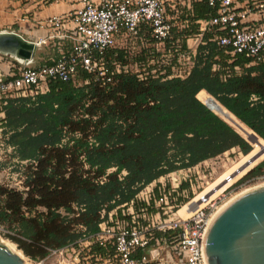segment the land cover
<instances>
[{
	"label": "trees",
	"instance_id": "16d2710c",
	"mask_svg": "<svg viewBox=\"0 0 264 264\" xmlns=\"http://www.w3.org/2000/svg\"><path fill=\"white\" fill-rule=\"evenodd\" d=\"M48 46L40 65L54 64L69 48ZM229 58L207 41L185 78L143 81L120 73L103 83L79 69L77 80L52 79L45 92L7 98L0 127L27 163L24 189L0 182L5 235L30 258L44 259L97 233L103 209L129 201L161 175L234 147L249 153V141L199 97L209 93L264 139V61L251 63L241 53ZM263 168L264 160L241 181Z\"/></svg>",
	"mask_w": 264,
	"mask_h": 264
},
{
	"label": "built area",
	"instance_id": "2783aa9c",
	"mask_svg": "<svg viewBox=\"0 0 264 264\" xmlns=\"http://www.w3.org/2000/svg\"><path fill=\"white\" fill-rule=\"evenodd\" d=\"M34 1L45 6L56 0ZM198 1L80 0V7L44 20L47 34L33 41L67 42L68 50L54 64H14L0 74V106L9 97L47 91L52 79L77 80L79 69L103 83L113 82L120 73L143 81L185 78L195 65L199 46L207 41L224 48L229 62L236 53L251 58V63L264 61V0L252 2L260 14L256 22L248 20L250 9H236L237 0H207L215 14L198 24L196 32L192 30L196 24L173 22L177 7L192 9ZM206 32H210L207 38ZM220 68L214 64V69ZM227 75L228 71L222 77ZM207 177L196 165L171 171L146 184L129 201L103 209L97 233L73 245L84 242L85 254L82 259L77 254L72 264H207L205 231L227 199L224 191L238 182L211 200L203 197L205 204L200 206L198 195L204 182L209 183ZM183 207H191V214H179Z\"/></svg>",
	"mask_w": 264,
	"mask_h": 264
},
{
	"label": "water",
	"instance_id": "95a60500",
	"mask_svg": "<svg viewBox=\"0 0 264 264\" xmlns=\"http://www.w3.org/2000/svg\"><path fill=\"white\" fill-rule=\"evenodd\" d=\"M40 49L18 33L0 32V53L27 67H33L30 64ZM250 130L249 143H260L263 138ZM203 252L207 264H264V185L240 195L215 214L203 237ZM0 264L27 263L22 253L0 239Z\"/></svg>",
	"mask_w": 264,
	"mask_h": 264
},
{
	"label": "rangeland",
	"instance_id": "374dc122",
	"mask_svg": "<svg viewBox=\"0 0 264 264\" xmlns=\"http://www.w3.org/2000/svg\"><path fill=\"white\" fill-rule=\"evenodd\" d=\"M50 52H51V47L45 46L43 49L40 50L41 59L39 58L38 61L31 63L30 66L40 65L43 59V55L47 56L50 54ZM207 96H212V95H210L209 93L205 91H202L199 94V97L204 102ZM221 117L224 118L230 125H232V127H234L243 137L245 138L248 137L249 132H251V130L246 125H244L240 120H238L235 117L234 119H227L224 116H221ZM262 146L264 147V139H262ZM258 151H255V146L253 144L252 150L250 151V153L255 154V152H258ZM243 154L244 153L238 147H234L216 157L209 158L206 161L197 164L196 166L197 168H199L202 175L204 173L208 174L207 181L211 182V181H214L219 175L224 173L228 169L229 166H232L231 165L232 163L233 165L234 163H239V164L245 163L247 159L241 157ZM263 160H264V154L261 157H259V159L257 160V163L254 166L259 164ZM25 163H27V161H20L17 158V156L14 155V147L7 143L6 134H4L3 129L0 127V182L5 185L11 186V187H15L18 189H24L23 164ZM178 169H181V168H178ZM241 178L237 179L236 180V182L238 181L237 183L232 185L228 190L224 191L223 194H225L227 198L230 197L232 194L240 192L244 189L264 183V168L262 169V173L260 174H255L252 177H248L244 179L243 181H241ZM203 181H206V179L203 178ZM203 186L204 187L202 188V190H204V188L207 186L206 182H204ZM8 232L9 231L7 229L0 226V239L10 248L12 247L13 249L21 252L27 264L28 263L72 264V262L75 261L77 254H79V258L81 259L83 258L85 254V244L84 242H82L78 246L72 245L67 248H63L60 252H57V253H54L51 250L50 254L46 258L41 259V260H34L30 258L28 255H26L23 252V250L18 247L16 242H14L11 238L5 235Z\"/></svg>",
	"mask_w": 264,
	"mask_h": 264
},
{
	"label": "crops",
	"instance_id": "0c3cea01",
	"mask_svg": "<svg viewBox=\"0 0 264 264\" xmlns=\"http://www.w3.org/2000/svg\"><path fill=\"white\" fill-rule=\"evenodd\" d=\"M252 2L253 0H237L235 6L238 11L250 9L252 12L248 16V20L256 22L260 20V14ZM80 6V0H56L45 6L39 5L34 0H0V32H15L29 41H34L48 32L47 27L43 25L44 20ZM208 8L210 6L207 0L198 1L192 9H184L179 6L172 12L173 22L175 24H196L192 27L193 32H196L198 24H203L204 20L215 14V12H213V15L207 11L204 12L203 9L207 10ZM201 14H208V16ZM208 33L210 32L205 33L206 38L209 36ZM40 46L44 48L48 45ZM40 50L36 52L34 62L38 61L39 58L41 59ZM14 64L20 65L23 63L0 53V74L4 75L9 72ZM3 117L4 112L2 106H0V124Z\"/></svg>",
	"mask_w": 264,
	"mask_h": 264
},
{
	"label": "bare ground",
	"instance_id": "6f19581e",
	"mask_svg": "<svg viewBox=\"0 0 264 264\" xmlns=\"http://www.w3.org/2000/svg\"><path fill=\"white\" fill-rule=\"evenodd\" d=\"M205 102L211 107L212 110H214L217 114L220 116H224L227 119H234V116L214 97L207 96L205 99ZM236 123V122H235ZM251 132H249V135ZM248 135V136H249ZM255 146V154L247 153L246 155L243 154L241 157L247 159L245 163L239 164V163H233L232 166H229L228 169L219 175L214 181H211L207 184V186L204 188V190L198 195L199 200L201 203L200 206H203L205 202H203L202 198L204 197V200H211L212 198L219 195L221 192H223L230 184H232L235 180L241 178L245 174L249 172V170L257 163V160L259 157H261L264 154V147L262 146V139L260 140V143H254ZM250 157V158H249ZM264 185V183L255 185L253 187L244 189L240 192H237L235 194H232L230 197H228L225 202L219 207V210L223 208L226 204H228L230 201L234 200L235 198L239 197L240 195L248 192L249 190H252L254 188H257L259 186ZM198 204V203H197ZM191 207H183L180 209L179 214L182 216H188L191 214ZM11 250L17 251L11 247ZM21 254V252L17 251ZM28 264H35V263H28ZM39 264V263H37Z\"/></svg>",
	"mask_w": 264,
	"mask_h": 264
}]
</instances>
